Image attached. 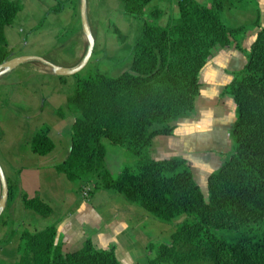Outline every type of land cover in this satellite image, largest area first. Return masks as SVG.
Returning <instances> with one entry per match:
<instances>
[{
    "label": "trees",
    "instance_id": "1",
    "mask_svg": "<svg viewBox=\"0 0 264 264\" xmlns=\"http://www.w3.org/2000/svg\"><path fill=\"white\" fill-rule=\"evenodd\" d=\"M57 1L50 13L79 3ZM151 1L120 0L127 16L143 22L131 49L130 70L119 76L98 70L76 75L78 85L68 103L76 113L72 145L56 170L72 183L92 185V193L120 194L161 221L188 217L168 242L149 248L148 264H264V28L246 51L239 44L246 28L229 26L223 19L228 5L243 0H211L208 7L180 0V17L165 27L161 11L146 9ZM22 7L17 0H0V65L13 57L5 30ZM233 44L247 58L223 93L236 106L233 152L208 178L207 201L187 159L155 160L151 148L156 138L174 134L176 120L194 113L200 74L213 49ZM104 140L135 159V166L113 177ZM53 148L47 130L32 141L33 152L40 156ZM24 206L40 215L51 212L38 198L25 196ZM56 234L55 227L24 232L16 264H121L114 248L98 250L91 240L78 251L64 253Z\"/></svg>",
    "mask_w": 264,
    "mask_h": 264
},
{
    "label": "crops",
    "instance_id": "2",
    "mask_svg": "<svg viewBox=\"0 0 264 264\" xmlns=\"http://www.w3.org/2000/svg\"><path fill=\"white\" fill-rule=\"evenodd\" d=\"M17 1L22 3V10L5 30L13 56L54 55L57 56L54 64L77 65L88 44L82 29L80 0L59 14H50L58 5L57 0ZM179 1L152 0L146 9L161 11L160 24L165 27L170 19L180 17ZM195 1L204 7L211 4V0ZM87 3L95 44L92 58L80 76L96 70L119 76L130 70L131 49L143 22L127 16L120 0H87ZM223 19L232 27H245L246 31L251 28L239 37L242 49L249 51L264 28V0L228 5ZM42 21L40 28L32 29ZM71 45L73 52L68 55ZM118 61L122 67L112 71ZM246 63L245 53L236 44L216 46L200 74L201 91L194 113L174 122L176 130L172 136L158 137L153 142L152 158L158 147L187 159L201 190L202 183L206 179L208 183L210 175L228 161L222 156L230 151L226 143L236 115L231 101H228L230 108L225 110L226 103L218 99L234 80V73ZM204 81L211 88L203 89ZM217 84L219 87L215 88ZM77 85L75 77L62 79L51 69L34 63L0 77V165L9 185L8 203L0 216V264H16L20 260L24 232L35 234L50 227L56 228V244L64 253L78 251L91 240L98 250L114 248L121 264H148L149 248L168 242L182 220H189L183 215L171 222L161 221L114 192L100 190L85 198L83 191L87 184L83 181L74 184L56 170L67 159L72 145L76 113L69 109L68 103ZM214 98L222 104L218 112L208 107ZM44 130L48 131L54 148L48 155L40 156L33 152L32 141ZM161 139H165V145ZM104 145L106 165L113 177H118L126 166H135L136 161L124 150L111 146L108 140H104ZM153 159L161 160L156 155ZM25 196L40 199L50 207V214L40 215L25 208Z\"/></svg>",
    "mask_w": 264,
    "mask_h": 264
},
{
    "label": "water",
    "instance_id": "3",
    "mask_svg": "<svg viewBox=\"0 0 264 264\" xmlns=\"http://www.w3.org/2000/svg\"><path fill=\"white\" fill-rule=\"evenodd\" d=\"M80 15H81V21H82V29H83L84 34L87 37L88 46H87V50L83 58L77 65L73 67H64V66H59L57 64H54L53 62L43 57L30 56V55L17 56V57L11 58L10 60L0 65V77L17 69L20 66L30 64V63L41 64L51 69L53 73L59 77H70V76H75V75L82 73L86 69V67L88 66L92 58L94 44H95L94 37L92 35L89 21H88L87 0H80ZM0 184H1V197H0V216H1L4 210L6 209L8 199H9V185H8L7 179L5 177V174L2 170L1 165H0Z\"/></svg>",
    "mask_w": 264,
    "mask_h": 264
},
{
    "label": "rangeland",
    "instance_id": "4",
    "mask_svg": "<svg viewBox=\"0 0 264 264\" xmlns=\"http://www.w3.org/2000/svg\"><path fill=\"white\" fill-rule=\"evenodd\" d=\"M51 12V11H50ZM50 14H53V13H50ZM44 19H45V17H44ZM43 24V21L40 23V25L38 24V26L36 25V26H34L32 29H38V28H40V26ZM251 31V28H248V30L245 32V34L246 33H248V32H250ZM241 37V36H240ZM241 39V38H240ZM87 46H88V44H87ZM73 45H71V46H69L68 47V55L70 54V53H72L73 52ZM60 52H62V50H60ZM64 52H67L66 50L64 51ZM32 56H35V55H32ZM13 57H17V56H13ZM12 57V58H13ZM38 57H43V56H38ZM56 57L57 56H54V55H49V57H48V55H47V57H43V58H46L47 60H49V61H51V62H55L56 61ZM122 62H116L114 65H115V68H114V70H112V71H117L118 69H119V66L120 67H122L120 64H121ZM34 64H37V63H34ZM39 65H41V64H39ZM21 67V66H20ZM19 68V67H18ZM16 70V69H15ZM14 71V70H13ZM110 75H112V76H116V74H115V72H111L110 73ZM70 77H75L76 79H77V81H78V77L75 75V76H70ZM80 77H82V76H80ZM235 77V76H234ZM217 87H219L218 86V84L217 85H215V88H217ZM206 88V90L208 89V88H211V84L210 83H208V81L206 82V81H204L203 82V89H205ZM223 101L222 103H226L225 104V106H223V108L225 109V110H228L230 107H229V102L228 101H231V105H233V108H234V112H235V115H236V108H235V104H234V101H233V98H232V96L231 95H229V94H226V95H224V94H222V95H220L219 96V99H218V101ZM210 103L208 104V107H209V110H211V109H215L216 110V112H218L219 110H220V106L222 105L221 103L220 104H218L217 103V101H216V98H214L213 99V101L211 102V101H209ZM207 107V108H208ZM236 117V116H235ZM232 129H233V127H232ZM232 131V130H231ZM160 141H162V144H164L165 145V139H161ZM111 145V144H110ZM233 145H234V143H233V139L231 138V132H230V134H229V137H228V143H226V146H227V148L230 150L229 152H227L226 154H225V156H222V157H224L225 158V160H228L229 158H230V155H231V153L233 152ZM111 146H113V145H111ZM167 147H168V144L166 145ZM113 147H116V146H113ZM116 148H119V147H116ZM173 147H171L170 148V150H173L172 149ZM119 149H121V148H119ZM121 150H123V149H121ZM163 154H166V155H163ZM170 154H173V153H171V152H167L166 151V149L164 148V149H162V150H159L158 149V147H156L154 150H153V155H154V157H155V155H156V158H160L161 160L162 159H167V157L168 158H172V156L173 155H170ZM164 156H166V157H164ZM153 157V158H154ZM173 157H176V156H173ZM178 157V156H177ZM135 160V159H134ZM192 168V167H191ZM216 172V171H215ZM197 180V179H196ZM198 180H199V182H200V179H199V177H198ZM198 182V181H197ZM75 184V183H74ZM202 190H204V192L206 193V200L208 201L209 200V193H208V187H207V179H206V182H205V184H203L202 183ZM8 215V214H7ZM8 218H9V216H7ZM186 219H187V217H186ZM186 221H188V220H186ZM184 219L182 220V223L183 222H186ZM176 224H177V222H176ZM179 224V223H178ZM177 228V227H176ZM150 259V258H149ZM193 264H211V263H209V262H200V263H193Z\"/></svg>",
    "mask_w": 264,
    "mask_h": 264
},
{
    "label": "built area",
    "instance_id": "5",
    "mask_svg": "<svg viewBox=\"0 0 264 264\" xmlns=\"http://www.w3.org/2000/svg\"><path fill=\"white\" fill-rule=\"evenodd\" d=\"M93 191V186L92 185H88L84 188L83 191V197L85 198H89L90 197V193Z\"/></svg>",
    "mask_w": 264,
    "mask_h": 264
}]
</instances>
